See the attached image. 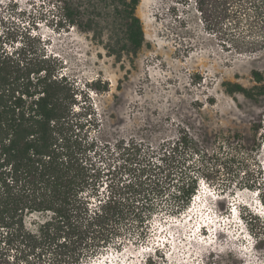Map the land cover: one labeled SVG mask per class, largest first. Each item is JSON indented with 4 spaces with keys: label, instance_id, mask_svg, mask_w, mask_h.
Masks as SVG:
<instances>
[{
    "label": "rangeland",
    "instance_id": "374dc122",
    "mask_svg": "<svg viewBox=\"0 0 264 264\" xmlns=\"http://www.w3.org/2000/svg\"><path fill=\"white\" fill-rule=\"evenodd\" d=\"M64 1L89 30L66 22ZM64 1L0 0V51L26 49L23 62L47 57L70 82L72 110L81 114L76 132L94 142L95 201L111 189L136 196L141 213L148 202L156 207L143 240L133 233L82 264H264V206L245 185L264 182V93L227 91L228 82L257 85L252 70L264 75V2L203 0L200 12L194 0H140L145 41L132 53L122 49L109 0ZM190 174H199L190 203L165 213ZM120 227L141 230L128 219ZM21 249L6 250L0 264L49 261Z\"/></svg>",
    "mask_w": 264,
    "mask_h": 264
},
{
    "label": "trees",
    "instance_id": "16d2710c",
    "mask_svg": "<svg viewBox=\"0 0 264 264\" xmlns=\"http://www.w3.org/2000/svg\"><path fill=\"white\" fill-rule=\"evenodd\" d=\"M109 1L122 22V49L137 53L145 41L143 25L136 14L140 0ZM64 2L66 22L89 30V26H81L78 9ZM194 2L202 12L204 1ZM258 13L264 17V9ZM26 51L23 48L10 54L0 51V260L6 250L19 243L28 254L37 251L38 256L48 255L47 264H82L110 244L120 248L123 239L133 233L143 240L144 227L156 207L148 202L147 212L141 213L136 206L140 202L135 205L136 196L116 194L111 189L95 201V196H99L95 189L99 187V178L89 155L94 142L76 132L82 126L81 114L72 110L75 99L74 92L68 93V88L73 90L71 84L63 76L56 77V69L46 62L47 57L23 62ZM252 76L257 85L247 88L238 82H228L227 91L253 98L251 90L258 87L263 94L264 75L252 70ZM198 175L190 174L186 182L176 186L171 192L174 204L165 213L177 214L188 206ZM261 181L254 179L245 185L257 188L264 205ZM157 191L161 195L164 187ZM31 215L38 216L33 229L26 225V217ZM126 219L141 230L124 231L120 225ZM245 219L253 232L252 214ZM258 236H264V230Z\"/></svg>",
    "mask_w": 264,
    "mask_h": 264
},
{
    "label": "clouds",
    "instance_id": "9594fccd",
    "mask_svg": "<svg viewBox=\"0 0 264 264\" xmlns=\"http://www.w3.org/2000/svg\"><path fill=\"white\" fill-rule=\"evenodd\" d=\"M255 191H256V190H255ZM256 194H257V192H256ZM192 196H194V194H193ZM192 196H191V197H192ZM259 203H260V205L264 206L260 200H259ZM237 215H238L239 219H241V216H240L238 213H237Z\"/></svg>",
    "mask_w": 264,
    "mask_h": 264
},
{
    "label": "bare ground",
    "instance_id": "6f19581e",
    "mask_svg": "<svg viewBox=\"0 0 264 264\" xmlns=\"http://www.w3.org/2000/svg\"><path fill=\"white\" fill-rule=\"evenodd\" d=\"M220 236H221V234H220ZM209 244H211V243H209Z\"/></svg>",
    "mask_w": 264,
    "mask_h": 264
}]
</instances>
